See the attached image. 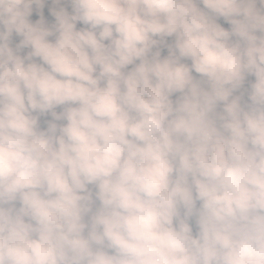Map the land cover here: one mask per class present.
I'll return each mask as SVG.
<instances>
[{
  "label": "clouds",
  "instance_id": "9594fccd",
  "mask_svg": "<svg viewBox=\"0 0 264 264\" xmlns=\"http://www.w3.org/2000/svg\"><path fill=\"white\" fill-rule=\"evenodd\" d=\"M0 264H264V0H0Z\"/></svg>",
  "mask_w": 264,
  "mask_h": 264
},
{
  "label": "trees",
  "instance_id": "16d2710c",
  "mask_svg": "<svg viewBox=\"0 0 264 264\" xmlns=\"http://www.w3.org/2000/svg\"><path fill=\"white\" fill-rule=\"evenodd\" d=\"M44 12H45V15H47V6H45V8H44ZM32 18L34 19L35 18V15H33Z\"/></svg>",
  "mask_w": 264,
  "mask_h": 264
}]
</instances>
